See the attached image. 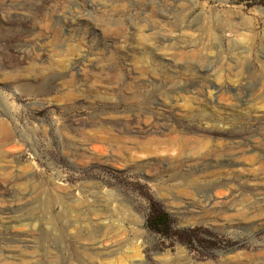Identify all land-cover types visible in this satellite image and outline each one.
I'll list each match as a JSON object with an SVG mask.
<instances>
[{"label": "rangeland", "instance_id": "374dc122", "mask_svg": "<svg viewBox=\"0 0 264 264\" xmlns=\"http://www.w3.org/2000/svg\"><path fill=\"white\" fill-rule=\"evenodd\" d=\"M262 113L264 0H0V264H264Z\"/></svg>", "mask_w": 264, "mask_h": 264}, {"label": "bare ground", "instance_id": "6f19581e", "mask_svg": "<svg viewBox=\"0 0 264 264\" xmlns=\"http://www.w3.org/2000/svg\"><path fill=\"white\" fill-rule=\"evenodd\" d=\"M175 54H177V52H175ZM6 58H8V57H6ZM6 58H5V59H6ZM9 58H10V57H9ZM5 61H6V60H5ZM7 63H8V62H7ZM239 82H240V81H239ZM242 82H243V81H242ZM236 83H237V82H236ZM246 83H247V82H246ZM236 86H237V84H236ZM250 86H251V85H250ZM208 88H209V86H208ZM243 88H244V87H242V86L239 85L237 89H238V90H243ZM201 89H202V90H201L202 93H203V92H207V90H208V89H207V86H206L205 84H204V87H202ZM213 89H214V93H216V96H217V95H218V97L221 96V98L224 99L225 101H226V100H229V99H234V94H232L231 92H230L231 94H229V93L227 92L229 89H228L225 85H223V84H218V85H217V84H216V85L214 84V88H213ZM231 89H232V88H231ZM231 89H230V90H231ZM233 89H234V88H233ZM233 89H232V90H233ZM244 89H245V88H244ZM238 90H237V92H238ZM234 91H236V90L234 89ZM234 91H233V92H234ZM207 93H208V92H207ZM225 93H227V94L224 96ZM234 93H235V92H234ZM207 95H208V94H207ZM235 95H236V94H235ZM238 95H239V96L245 95V92H242V91H241L240 93H238ZM246 95H248V94H246ZM202 96H205V95L203 94ZM218 97H216V98H218ZM221 98H220V99H221ZM222 99H221V100H222ZM241 99H242V98H241ZM233 101H234V100H233ZM238 101H239V100H237V102H238ZM219 102H221V101H219ZM223 102H224V101H223ZM217 103H218V101H217ZM238 103H239V102H238ZM262 114H264V113H262ZM214 115H216V114H214ZM218 115H219V114H218ZM210 116H211V115H210ZM220 116H221V115H220ZM257 116H258V115H257ZM208 117H209V116H208ZM221 117H222V116H221ZM258 117H259V116H258ZM262 117H263V116H262ZM209 118H210V117H209ZM219 118H220L219 116H217V117H215V118L211 117V121H215V120H217V119H219ZM220 119H221V118H220ZM263 119H264V117H263ZM208 120H209V119H208ZM256 120H257V119H256ZM259 120H260V118H259ZM211 121H210V122H211ZM214 123H215V122H214ZM145 126H146V125H145ZM2 128H3V127H2ZM149 128H151V126H150ZM0 129H1V125H0ZM143 129H145V128H143ZM144 131H146V130H144ZM159 131H161V130H159ZM5 132H6V130H5ZM141 132H142V131H141ZM148 133H149V131H148ZM161 133H162V132H161ZM166 133H167V132H166ZM166 133H165V134H166ZM145 134H147V133H145ZM162 134H163V133H162ZM165 134H164V136H165ZM172 134H173V133H172ZM172 134H171V135H172ZM166 135H167V134H166ZM175 135H176V134H173L172 137H171V138L169 137L170 139L167 140V141H170V143H171V142L173 141V139L175 138ZM181 135H182V134H181ZM173 136H174V137H173ZM185 136H186V135H185ZM193 136L195 137L196 135H193ZM148 137H150V136H148ZM180 137H181V136H180ZM197 137H199V136H197ZM154 138H155V136H153V139H154ZM156 138H157V137H156ZM159 138H160V137H159ZM161 138H162V137H161ZM166 138H167V137H166ZM189 138H190V137H189ZM0 139H1V138H0ZM137 139H138V138H137ZM185 139H186V138H185ZM192 139H193V138H192ZM195 139H196V138H195ZM197 139H198V138H197ZM142 140H143V139H142ZM146 140H147V138H146ZM159 140H160V139H159ZM162 140H164V139H162ZM162 140H161V141H162ZM180 140H181V139H180ZM186 140H187V139H186ZM186 140H185V141H186ZM190 140H191V139H190ZM198 140H199V139H198ZM7 141H8V140H7ZM144 141H145V140H144ZM155 141H156V139H155ZM174 141H175V139H174ZM178 141H179V140H178ZM181 141H182V140H181ZM194 141H195V142H194ZM137 142H139V141H137ZM140 142H141V141H140ZM140 142H139V143H140ZM148 142H149V141H148ZM148 142H147V143H148ZM192 142L196 143V140H193ZM256 142H258V143H257V144H258V148H257V149L259 150V151H257V150H256V151H257V152H260V155H261L262 157H264V137L262 138V140L259 139V141H256ZM256 142H253V143H256ZM173 143H174V142H173ZM176 143H177V142H176ZM178 143H179V142H178ZM185 143H186V142H185ZM189 143H190V142H189ZM253 143H252V144H253ZM166 144H167V142H166ZM7 145H8V143H7ZM192 145H193V144H192ZM226 145H227V144H226ZM171 146H172V144H171ZM173 147H174V145H173ZM177 147H178V146H177ZM223 147H224V146H223ZM223 147H222V148H223ZM233 147H234V145H233ZM233 147H232V148H233ZM236 147H237V146H236ZM236 147H235V148H236ZM241 147H242V146L240 145V147H238V149H235V150H239V152H240V150L242 149ZM146 148H147V147H146ZM171 148H172V147H171ZM184 148H187V146L184 147ZM226 148H227V147H226ZM229 148H231V147H229ZM239 148H240V149H239ZM190 149H191V148H190ZM215 149H216V148H215ZM227 149H228V148H227ZM212 150H213V148H212ZM224 150H226V149L223 148V151H224ZM228 150H229V149H228ZM233 150H234V149H233ZM235 150H234V151H235ZM174 151H175V150H174ZM210 151H211V150H210ZM220 151H221V150H219L218 152H220ZM230 151H231V150H230ZM241 151H242V153H244L243 150H241ZM213 152H215V151H213ZM213 152H212V153H213ZM203 153H205V152H203ZM206 153L208 154V152H206ZM212 153H211V154H212ZM215 153H217V151H216ZM215 153H214V154H215ZM230 153H231L230 156H232L233 153H232V152H230ZM207 154H206L205 156H207ZM209 154H210V152H209ZM211 154H210V155H211ZM214 154H213L212 156H214ZM220 154H221V153H220ZM225 154H226V153H225ZM228 154H229V153H228ZM234 154H236V153H234ZM258 154H259V153H258ZM217 155H218V154H217ZM223 155H224V154H223ZM223 155H222V156H223ZM260 155H258V158L260 157ZM200 156H201V155H200ZM208 156H209V155H208ZM234 156H236V155H234ZM194 157H195V156H194ZM203 157H204V155H203ZM209 157H211V156H209ZM224 157H225V156H224ZM227 157H228V155H227ZM240 157H241V156H240ZM195 158H196V157H195ZM207 158H208V157H207ZM217 158H218V157H217ZM219 158H220V156H219ZM219 158H218V159H219ZM233 158H234V157H233ZM237 158H238V157H237ZM242 158H243V156H242ZM256 158H257V157H256ZM200 159H202V158H200ZM205 159H206V157H205ZM227 159H228V158H227ZM260 159H261V158H260ZM194 160H195V159H193V161H194ZM206 160H207V159H206ZM215 160H217V159L215 158L214 161H215ZM222 160H223V159H222ZM229 160H230V159H229ZM229 160H227V161L229 162ZM232 160H233V159H232ZM258 160H259V159H258ZM184 161H185V160H184ZM191 161H192V160H191ZM191 161H190V162H191ZM204 161H205V160H204ZM209 161H210V160H209ZM224 161H226V160H224ZM241 161H242V160H241ZM259 161H260V160H259ZM185 162H186V161H185ZM228 162H227V163H228ZM208 163H209V162H208ZM210 163H211V162H210ZM214 163H215V162H214ZM217 163H218V162H217ZM219 163H220V162H219ZM236 163H237V162H236ZM238 163H240V162L238 161ZM238 163H237V164H238ZM243 163H244V162H243ZM256 163H258V162H256ZM262 163H263V162H261V165H262ZM206 164H207V163H206ZM229 164H231V163L229 162ZM258 164H259V163H258ZM176 165H177V164H176ZM219 165H220V164H219ZM240 165H241V164H240ZM243 165H244V164H243ZM243 165H242V166H243ZM228 166H229V165H228ZM230 166H231V165H230ZM238 166H239V165H238ZM242 166H241V167H242ZM259 166H260V164H259ZM263 166H264V163H263ZM263 166H260V167L262 168ZM177 167H178V166H177ZM231 167H232V166H231ZM234 167H235V166H234ZM234 167H232V168H234ZM260 167H259V169H260ZM236 168H237V167H236ZM263 168H264V167H263ZM263 168H262V169H263ZM235 171H236V170H235ZM238 171H239V169H238ZM253 174H254V173H253ZM263 174H264V173H263ZM246 175H247V174H246ZM187 176H188V175H187ZM249 177H251V176H249ZM257 177H258V176H257ZM257 177H256V178H257ZM260 177H261V176H260ZM174 178H175V177H174ZM262 178H263V177H261V179H262ZM187 179H188V178H186V180H187ZM189 179H190V178H189ZM251 179H252V178H251ZM254 183H255V182H254ZM259 183H260V182H259ZM260 184H262V183H260ZM260 184H256V185L258 186V185H260ZM260 186H261V185H260ZM260 186H258L257 188H259ZM261 187H263V185H262ZM261 187H260V189H261ZM159 188H160V187H159ZM263 188H264V187H263ZM260 189H259V190H260ZM161 190H162V188H161ZM163 190H164V189H163ZM263 191H264V190H263ZM258 192H259V191H258ZM231 193H232V192H231ZM261 194H264V193H261ZM230 195H231V194H230ZM234 195H235V194H234ZM255 195H256V194H255ZM260 196H261V195H260ZM231 197H232V196H231ZM231 197L229 198V200H232ZM208 198H209V196H208ZM210 198H211V197H210ZM232 198H233L232 201L235 202V200H234L235 197H232ZM205 199H206V198H205ZM236 199L239 200L238 198H236ZM198 200H199V199H198ZM198 200H196V202H197ZM203 200H204V199H203ZM229 200H228V201H229ZM216 201H217V200H216ZM221 201H222V200H221ZM228 201H227V202H228ZM232 201H230V202H232ZM255 201H256V200H255ZM193 202H194V201H193ZM200 202H201V204H202V203L204 204L203 201H200ZM217 202H218V201H217ZM217 202H213V201H211L210 199H208L207 202L204 204V206H203L202 209H204V211H205V210H210V209H212L213 207H215L214 205L217 204ZM222 202H223V201H222ZM227 202H226V203H227ZM233 202H232V203H233ZM251 202H253V200H252ZM224 203H225V202H224ZM258 203L260 204V207H261V208H259V210H260V209H261V211L263 210V215H264V198H260L259 201H258ZM187 204H188V203H187ZM187 204H186V205H187ZM189 204H190V202H189ZM195 204H196V203H195ZM201 204H198V205H201ZM218 204H219V203H218ZM220 204H221V203H220ZM227 204H228V203H227ZM238 204H239V203H238ZM238 204L233 203L232 205L229 204V206L231 205V206H232L231 210L234 209L233 211L235 212V209H237L236 207H238ZM241 204H243V203H241ZM252 204H253V203H252ZM252 204H251V205H252ZM254 204H255V203H254ZM190 205H191V204H190ZM190 205H189V206H190ZM198 205H197V206H198ZM251 205H249V206H251ZM193 206H194V204H193ZM197 206H196V207H197ZM216 206H217V205H216ZM220 206H221V205H220ZM240 206H241V205H240ZM242 206H243V205H242ZM244 206H245V205H244ZM247 206H248V205H247ZM247 206H245V207H247ZM253 206H254V205H253ZM186 207H187V206H186ZM217 207H218V206H217ZM219 208H220V207H219ZM247 208L249 209V208H251V207H247ZM247 208L245 209V211H248ZM254 208H257V207L255 206ZM187 209H188V208H187ZM215 209H217V208H215ZM227 209H228V208H227ZM227 209H226V210H227ZM239 209H240V207H239ZM199 210H201V208H200ZM237 210H238V209H237ZM243 210H244V208H243ZM251 210H252V208H251ZM254 210H255L256 214H258V210H257V211H256V209H254ZM217 211H218V210H217ZM219 211H220V210H219ZM240 211H241V210H240ZM200 212H201V211H200ZM230 212H231V211H230ZM234 212H233V213H234ZM236 212H237V211H236ZM252 212H253V211H252ZM219 213H221V212H219ZM222 213H223V212H222ZM222 213H221V214H222ZM224 213H225V215H226L227 212L224 211ZM237 213H238V212H237ZM241 213H242V212H241ZM246 213H248V212H246ZM246 213H245V214H246ZM217 214H218V213H217ZM217 214H215V216H216ZM221 214H218L217 217L220 216ZM229 214H231V213H229ZM238 214H240V213H238ZM256 214H254V215H256ZM223 215H224V214H223ZM231 215H232V214H231ZM233 215H234V214H233ZM242 215H243V214H242ZM242 215H241V216H242ZM249 215H250V213H249ZM252 215H253V213H252ZM259 215L261 216V214H258V216H259ZM263 215H262V216H263ZM221 216H222V215H221ZM226 216H227V215H226ZM235 216H236V215H235ZM235 216H234V217H235ZM239 216H240V215H239ZM203 217H204V216H203ZM205 217H206V216H205ZM217 217H214V219L217 218ZM228 217H229V216H228ZM228 217H227V218H228ZM231 217H232V216H231ZM234 217H233V219H234ZM236 217H237V216H236ZM221 218H222V217H221ZM221 218H219V219H221ZM238 218H239V217H238ZM242 218H243V217H242ZM242 218H239V220L242 219ZM244 218H245V217H244ZM244 218H243L242 220H244ZM206 219H207V218H206ZM208 219H209V217H208ZM211 219H212V218H211ZM211 219H210V220H211ZM223 219H224V218H223ZM225 219H226V218H225ZM229 219H230V218H229ZM229 219H228V220H229ZM247 219H248V215H247ZM219 221H220V220H219ZM234 221H235V220H234ZM236 221H238V220L236 219ZM222 222H224V220H223ZM227 223H228V222H227ZM227 223H226V224H227ZM223 224H224V223H223ZM232 224H233V223H232ZM238 224H239V223H238ZM240 224H242V223L240 222ZM243 224H244V223H243ZM228 225H229V223H228ZM225 227H226V226H225Z\"/></svg>", "mask_w": 264, "mask_h": 264}]
</instances>
